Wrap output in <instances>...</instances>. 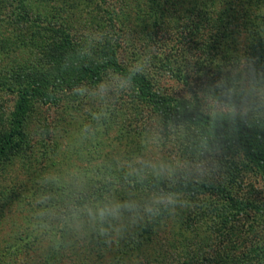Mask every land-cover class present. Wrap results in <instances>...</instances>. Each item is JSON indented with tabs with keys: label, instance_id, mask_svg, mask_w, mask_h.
Returning a JSON list of instances; mask_svg holds the SVG:
<instances>
[{
	"label": "rangeland",
	"instance_id": "obj_1",
	"mask_svg": "<svg viewBox=\"0 0 264 264\" xmlns=\"http://www.w3.org/2000/svg\"><path fill=\"white\" fill-rule=\"evenodd\" d=\"M18 1L0 0L2 119L10 116L14 110L18 87L36 77L48 79L71 54L69 48L72 44L68 46L71 39L75 42L73 47L77 49L82 46L85 33L104 36V42L92 49L91 56L96 59L104 61L115 56L127 65L143 59L147 61V67H155L150 75L156 77L158 88L166 95L195 101V98L185 95L191 83L212 82L206 67L208 56L203 53H209L204 45L211 43L217 27L211 24L213 21L208 19L207 14H204L208 19L205 24L196 14L190 16L191 0H88L84 4L83 0H70L64 7L58 6L59 0H21L28 14L24 21L21 12L18 19V13L13 11ZM215 4L216 8L210 12L211 17L222 9L220 4ZM259 4V12L264 14V0H259ZM59 8L63 9L61 13ZM17 19L19 23L15 22ZM246 35L241 28L233 30L232 45L238 48L240 59L234 57L235 62L227 61L223 69L227 64L247 60L242 53V47L247 42ZM218 74L214 73L216 76ZM4 85H9V89ZM90 103L84 107L70 100L68 105L61 108L42 106L41 103L31 107L24 149L0 162V264H41L42 251L49 244L50 232L61 226L55 223L51 225L39 215L41 208L36 203L37 198L43 191H48L38 182L42 173L64 174L76 170L84 179L85 168L102 166L109 174L114 173L116 178L121 179L119 176L128 172L130 163L140 159L150 160L149 152L143 153L142 135H137L135 130L146 128L149 136H159L163 125L157 118L148 115V106H142L145 109L141 110V104L126 91L124 95L119 94L114 105L109 103L106 119L98 127L94 125L95 134L85 138L81 129L85 123H91L89 108L94 105ZM250 124L253 125V135L261 134L254 137L261 146L264 143V111L252 116ZM149 130L154 132L150 133ZM223 141L231 143V147L215 150L213 156L209 151L201 159L211 158L218 162L223 167L218 179L231 182L238 194L236 200L228 205L227 212L221 208L214 209L204 220L195 218L196 232L202 238H214L215 230L222 227L214 219L225 214L229 216V208L243 210L247 201H252L258 207L264 206V171L257 165L251 152L234 144L230 136ZM166 151H161L160 156L166 155ZM171 153L180 154V150L175 148V152ZM179 160L174 159L173 162ZM124 178L128 180L127 176ZM248 214L250 219L247 224L254 219L258 220V229L264 227L259 220L262 213L251 208ZM170 218L168 227H175L177 221L174 222V216ZM244 223L246 221L241 224ZM142 230L138 229L136 233ZM161 230L159 228L146 234L145 241L140 244L141 249L151 253L159 249L162 245L158 242L161 235L157 232ZM137 234L135 236L138 238ZM70 239L73 244L66 243L62 252L73 257L71 261L67 260L71 262L69 264H80L82 240L74 235ZM119 243L123 244L122 240ZM205 243L207 246L204 248L212 247V239ZM5 248L10 250L6 254ZM22 248L25 251H21ZM201 259L204 260V254ZM59 263L64 264L63 260Z\"/></svg>",
	"mask_w": 264,
	"mask_h": 264
},
{
	"label": "trees",
	"instance_id": "obj_2",
	"mask_svg": "<svg viewBox=\"0 0 264 264\" xmlns=\"http://www.w3.org/2000/svg\"><path fill=\"white\" fill-rule=\"evenodd\" d=\"M83 1L82 4L88 2V0ZM216 2L222 9L217 15L211 17L210 12L216 8ZM58 3L59 7H64L65 4L70 3V0H59ZM190 4L192 6L189 7L190 16L193 14L194 17L196 14L203 24L211 19L213 21L211 24L217 27L214 38L211 37V43L204 45L206 49H209V53H203L208 56L209 62L206 67L211 80L216 78L214 73H219L227 61L235 62V58L240 59L238 48L232 45L233 30L237 27L247 33V42L243 46L244 52L242 47L244 57L257 58V66L264 68V14L259 12L261 4L259 0H191ZM62 8H59L60 13ZM255 8L256 10H253ZM13 11L18 13V19H20V12L23 21L28 18L27 10L21 0L13 6ZM204 14H207L208 19ZM18 19L15 22H18ZM73 43L75 42L72 39L71 43H68V46L72 44L70 50L68 49L70 53L76 50ZM78 63L83 65L66 70L59 64L48 79L41 80L36 77L37 80L30 79L18 87L14 110L7 118H0V162L13 154H19L24 149L25 129L31 107L41 103L42 106L54 105L61 108L68 105L70 100L86 107L88 101L72 95L71 90L74 86L95 85L106 71L114 69L123 72L130 65L123 63L115 56L104 61L91 56ZM150 68L146 67L142 74H137L132 86L126 91L134 101L141 104V110L145 109L142 106H148V115L157 118V121H161L163 125L159 136L157 134L149 136L146 128L135 130L137 135H142L141 142L145 150L143 153L149 152L150 159L160 157L161 160L172 162L174 159L179 160L178 158L181 159L179 161L182 159L193 161L201 159L203 154L209 151L213 156L216 153L215 150L231 147V143L223 141L225 137L230 136L234 144L251 152L257 165L264 171V143L260 146L259 140L254 138L260 137L261 134L253 135V125L250 124V120L246 126L237 125L208 113V109L203 108L197 99L192 101L181 96L175 97L162 93L158 88L156 77L150 75V71H154L155 67ZM4 87L9 89L10 86L4 85ZM116 99L117 96L111 105L115 104ZM153 138L159 139L158 146L150 142ZM175 148L180 150V154L171 153L175 152ZM164 149L167 150L166 155L160 156V152ZM124 176H127V173L123 176L121 174L119 176L121 179H118L114 173L109 174L107 170L99 166V168H85L82 180L90 194L99 195L109 186L120 195L129 190L141 191L139 186L130 188ZM178 187L185 194L190 195L188 198L191 206L180 210L181 212L174 216V222L177 221L175 227H168L171 218L167 217L162 222L148 225L138 234L135 232L128 236L122 240L124 245L118 243L112 247L99 243L91 236L81 239L83 253H81L80 264H200L199 261L202 262L201 264H264V227L258 229V220L254 219L247 224L250 219L248 212L251 208L262 213L259 220L261 224H264V206L258 207L252 201H247V206L243 210L229 208V216L225 214L218 218L214 217L215 223L222 226L215 230L217 237L202 238L201 234L196 232L195 218L200 217L204 220V217L214 209L216 211L221 208L227 212L230 202L237 198L235 186L229 181L217 178L210 185H196L190 182L187 187L180 185ZM51 190L48 188V191ZM18 200L21 201V199ZM243 221L246 223L241 224ZM159 228L162 229L157 232L161 235L158 242L162 245L158 247L159 249L153 250L152 253L142 250L140 244L145 241L146 234ZM72 235L62 226L52 230L48 237L49 244L42 251L41 264H61L59 263L61 260L64 264L71 263L67 260L71 261L73 257L63 254L62 250L66 243L73 244V240L70 239ZM209 239H212V245H210L212 249L204 248L207 246L205 242ZM9 251L5 248L4 254ZM21 251L25 249L22 248ZM202 254H204V260L201 259ZM206 259L207 261L204 262Z\"/></svg>",
	"mask_w": 264,
	"mask_h": 264
},
{
	"label": "clouds",
	"instance_id": "obj_3",
	"mask_svg": "<svg viewBox=\"0 0 264 264\" xmlns=\"http://www.w3.org/2000/svg\"><path fill=\"white\" fill-rule=\"evenodd\" d=\"M103 42L102 34L85 33L82 46L65 57L62 68L84 61L92 55L95 45ZM146 67L147 61L141 59L128 65L123 72L106 71L95 85L73 87L72 95L94 105L89 108L91 123H85L81 129L85 138L95 134L94 125L98 127L106 119L109 103L127 91L134 77L142 74ZM185 95L197 99L216 118L246 126L252 116L264 111V68L257 66L255 57L227 64L211 83L198 85L193 81ZM150 142L158 146L159 139L153 138ZM128 169L129 187L139 186L141 191L129 190L122 195L110 186L99 195L90 194L76 170L64 174L42 173L38 182L52 190L43 191L37 198L40 217L61 225L77 239L91 236L112 247L136 230L162 222L190 207V195L178 185L187 187L190 182L210 185L223 171V167L211 158L175 162L140 159L130 163Z\"/></svg>",
	"mask_w": 264,
	"mask_h": 264
}]
</instances>
